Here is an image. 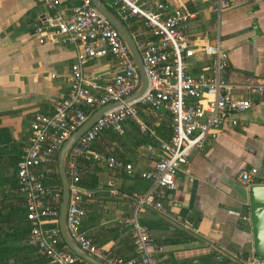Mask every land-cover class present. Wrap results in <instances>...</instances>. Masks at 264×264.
<instances>
[{"label": "crops", "instance_id": "crops-1", "mask_svg": "<svg viewBox=\"0 0 264 264\" xmlns=\"http://www.w3.org/2000/svg\"><path fill=\"white\" fill-rule=\"evenodd\" d=\"M222 1L219 9L218 0H149L195 11L190 32L219 39L227 54L228 82L236 95L252 99L249 109L231 114L216 137L191 154L173 190L154 191L152 200L161 207L146 205L139 212L140 223L163 246L159 264H264L252 253L247 187L240 181V174L249 172L250 185L264 184V98L245 87L264 83V0ZM51 13L40 0H0V264H35L34 249L26 241L16 163L29 142L33 116L66 95L74 57L72 46L54 42L50 35L39 41L35 27ZM54 30L47 27L48 33ZM194 58L198 65L208 61ZM113 69L111 59L96 58L86 64L85 76L107 78ZM149 113L141 110V119L170 124L167 114ZM136 128L129 121L118 140L108 133L99 142L145 172L157 161L158 141L142 142ZM82 170L86 179L81 184L94 191L82 229L113 251L131 240L127 196L145 193L150 181L97 164ZM109 180L119 194L109 193Z\"/></svg>", "mask_w": 264, "mask_h": 264}, {"label": "built area", "instance_id": "built-area-1", "mask_svg": "<svg viewBox=\"0 0 264 264\" xmlns=\"http://www.w3.org/2000/svg\"><path fill=\"white\" fill-rule=\"evenodd\" d=\"M40 1L52 13L35 27L39 41L50 35L52 41L72 46L74 57L69 67L66 95L33 116L29 142L16 163L17 190L24 199L25 218L30 225L27 242L49 264H91L63 242L58 225L61 185L57 186L53 180L59 176L58 153L64 142L97 110L118 103L98 115L66 153L64 164L69 187L66 231L82 250L103 263L159 264L158 255L163 246L140 223L139 212L146 205L160 208L161 203L152 200L154 191L158 188L173 190L177 173L187 166L191 154L202 150L208 139L216 137L231 114L249 109L252 99L236 95L235 87L228 82L227 54L219 39L209 40L190 32L191 22L196 17L193 10L170 8L165 2L114 0L117 16H113L123 24L142 21L147 38L150 37L138 40L131 34L142 59L147 87L139 97L125 102L140 89L141 78L120 32L91 0ZM223 4L218 0L219 9ZM49 26H54L55 30L48 33ZM196 55L208 61L198 65L194 61ZM96 58H109L114 62L110 77L89 79L85 76L86 64ZM245 87L264 98V83ZM141 110L167 114L170 138L158 137L141 119ZM129 121L158 141L157 161L151 170L140 172L132 163L93 147L101 133L109 131L121 135ZM84 163H95L110 171L139 175L150 181L145 193L127 196L134 256L123 258L110 248L94 243L83 231L86 207L94 197L93 189L81 184ZM251 180L249 172L240 174V181L246 187ZM106 184L110 194H119L110 180Z\"/></svg>", "mask_w": 264, "mask_h": 264}, {"label": "water", "instance_id": "water-1", "mask_svg": "<svg viewBox=\"0 0 264 264\" xmlns=\"http://www.w3.org/2000/svg\"><path fill=\"white\" fill-rule=\"evenodd\" d=\"M94 6L107 18V20L120 32L121 36L127 42L131 53L136 61L141 78L140 89L125 99V102L132 101L139 97L147 87V77L143 68L142 59L136 48L135 42L128 29L116 19L100 2V0H91ZM118 103H112L104 106L93 113L89 119L79 127L62 145L58 153V174L61 183V203L59 210V230L63 242L77 256L88 261L91 264H106L96 260L82 250L72 239L69 238L65 227V216L67 201L69 196L68 179L65 173V156L70 146L92 125L96 117L105 110L116 106ZM247 200L249 209V224L251 233V248L256 262H264V184H251L247 187Z\"/></svg>", "mask_w": 264, "mask_h": 264}, {"label": "trees", "instance_id": "trees-1", "mask_svg": "<svg viewBox=\"0 0 264 264\" xmlns=\"http://www.w3.org/2000/svg\"><path fill=\"white\" fill-rule=\"evenodd\" d=\"M100 2L112 15L117 16L116 10L113 6L114 0H100ZM124 25H125V23H124ZM126 27H127L128 31L131 34L135 35V38L138 40H146V39L150 38V37L147 38V33H145V31H144V26L142 25V21H133L131 23L126 24ZM146 123L151 128L154 129V131L158 137H161L162 139H169L170 138L171 127H170V124L167 120L162 121L159 125H154L152 123V121H148V120H146ZM108 133L112 134L113 139H115V140L119 139V137L116 135V133L106 131V132L101 133L97 137V139L93 143V147L102 153L111 154L114 157H117V158L125 161L122 157H120L117 153H115L116 150L109 149V147L107 148V146H105L99 142L100 139L102 138V135L104 136L105 134H108ZM140 140L144 143L152 142V144H154V145L156 144V141H153V139H151V137H149L148 133H141ZM90 164H95V163H84L82 165V167L84 168V166L86 167V166H89ZM84 179H86V176L83 175L81 180H84ZM53 183H55L57 186H60L61 185L60 177L57 176V178L53 180ZM25 220H26V218H25ZM26 222L28 223L27 220H26ZM29 228H30V225L28 223L27 235L29 233ZM89 237H91V239L93 240L94 243L98 244V242L96 240V236L94 234L89 235ZM101 238H102V236H101ZM26 241H27V236H26ZM27 244H28V242H27ZM62 245L64 246V244H62ZM29 246L34 249L35 264H49L48 260L44 256L40 255L35 247H33L31 245H29ZM112 248H113V251L117 255H119L123 258H128V257L135 255V249H134V246H133V243L131 240H126L123 244H120L119 246L112 247Z\"/></svg>", "mask_w": 264, "mask_h": 264}, {"label": "rangeland", "instance_id": "rangeland-1", "mask_svg": "<svg viewBox=\"0 0 264 264\" xmlns=\"http://www.w3.org/2000/svg\"><path fill=\"white\" fill-rule=\"evenodd\" d=\"M125 25H126V24H125ZM149 112H150V111H147V113H149ZM149 115L153 117V116L155 115V112H152V111H151V112L149 113ZM148 126H149V125H148ZM149 127H150V126H149ZM136 129H137L138 134L141 135V133H143V132L140 131L139 127L136 128ZM152 129H153V128H152ZM116 135L119 137L118 134H116ZM119 141H120V140H119ZM109 149H110V148H109Z\"/></svg>", "mask_w": 264, "mask_h": 264}]
</instances>
